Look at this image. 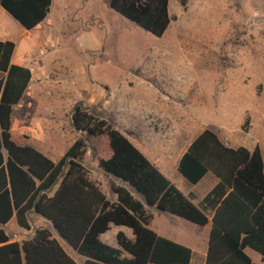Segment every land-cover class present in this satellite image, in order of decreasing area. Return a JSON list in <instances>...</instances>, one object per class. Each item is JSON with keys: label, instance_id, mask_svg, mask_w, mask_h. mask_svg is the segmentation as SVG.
<instances>
[{"label": "trees", "instance_id": "trees-1", "mask_svg": "<svg viewBox=\"0 0 264 264\" xmlns=\"http://www.w3.org/2000/svg\"><path fill=\"white\" fill-rule=\"evenodd\" d=\"M178 2L183 6L186 0ZM49 4L50 0H0V6L26 29L44 18ZM107 4L155 36L162 35L170 20L168 0H107ZM13 47L12 41H0V224L14 216L19 226L28 229V214L34 211L85 257L82 264H187L190 249L148 228L150 212L124 186L108 183L116 195L110 202L88 178L81 159L90 137L95 142L92 162L140 193L146 205L198 225L205 224L211 212L205 264H254L245 247L257 251L264 261V174L257 146L251 150L226 146L207 128L196 134L176 169L191 184L207 171L217 180L194 203L112 122L76 102L70 122L81 134L53 162L10 137L11 106L30 79L27 67L10 62ZM109 224L130 228L132 239L117 231V246L101 242L98 235ZM7 240L0 229V264H76L45 227H36L20 242ZM211 250L220 252L211 258Z\"/></svg>", "mask_w": 264, "mask_h": 264}, {"label": "rangeland", "instance_id": "rangeland-1", "mask_svg": "<svg viewBox=\"0 0 264 264\" xmlns=\"http://www.w3.org/2000/svg\"><path fill=\"white\" fill-rule=\"evenodd\" d=\"M80 1L68 0L62 14L67 13L73 27L58 42L64 46L61 54L67 53L71 60L73 78H79L73 88L88 99H96L83 105L80 101L84 98H79L89 112L115 125L112 119L120 109L115 101L116 83L132 78L136 86L143 83L163 100L154 116L162 119L161 126L151 122L156 132L184 133L185 142L204 128L219 135L226 130L227 143L254 144L264 159V0H186L183 6L178 0H168L170 20L160 36L109 8L107 0H96L92 5L98 19L85 20L84 7L78 8ZM0 25L11 30L4 21ZM46 44L38 45L39 55L45 52ZM40 47L43 52L38 51ZM127 83L128 91L132 84L130 80ZM106 88L112 90L109 97L105 94L110 89ZM175 107L187 114L172 117L169 112ZM145 117L151 118L148 113ZM56 121L65 129L66 142L72 133L79 135L73 132L69 114ZM94 145L88 137L87 156L92 155ZM119 183L143 203L155 226L161 217L170 215L146 205L140 193L121 180ZM172 216L175 223L177 219L184 221Z\"/></svg>", "mask_w": 264, "mask_h": 264}, {"label": "crops", "instance_id": "crops-1", "mask_svg": "<svg viewBox=\"0 0 264 264\" xmlns=\"http://www.w3.org/2000/svg\"><path fill=\"white\" fill-rule=\"evenodd\" d=\"M95 1L92 0L89 3V0H82L78 3V8L84 7L83 11L86 12L85 20L98 19V14L94 11V6H92ZM68 3V0H50L44 18L30 29L21 26L0 6V23L4 21L11 28V30H6V27L0 25V41H12L14 47L10 55V62L25 66L30 70V79L27 87L18 102L11 106L10 137L18 145L32 146L53 162L62 155L65 149L76 138V135L72 133L67 142L64 140L65 129L60 122L56 121L57 118L70 115L73 105L80 101L79 98H84L83 101H80L83 105L93 104L96 100L92 97H89V99L84 97L76 88H73L76 86L79 78H73V74L70 72L71 60L67 59V53L63 56L61 54L62 51H60L64 46L58 41H60L61 37L63 39L66 32L73 27L68 22L67 13L62 14ZM70 4L77 7L76 3L70 2ZM77 28L81 30L83 26H78ZM40 42H44L45 44L48 42L46 44L47 48L42 55L37 53ZM85 42L83 40L82 44ZM75 45L79 47L77 43ZM38 51L43 52V47H40ZM128 80H130L132 87L127 91L126 85H128ZM134 81L132 78L125 77L116 83L118 86L116 88L117 98L115 101L120 109L115 111L112 119L115 124L114 126L180 192L187 195L192 202L197 203L215 184L217 179L211 172L207 171L196 183H190L191 185L188 186L185 183L188 181L178 173L176 169L178 159L195 136H190L191 138L188 141L182 142L183 138L186 137L184 133L180 135L173 131L170 134L167 132L164 134L156 132L153 125L156 123L161 126L162 119L158 121L154 116L163 100L153 94L143 83H137L136 86ZM110 91L112 90L110 89L106 94L103 92V94L109 97ZM105 97L103 101H105ZM103 101L99 107L103 105ZM147 113L151 118L145 117ZM169 113L172 117L176 118L179 114H187L185 110H179L177 107L171 108ZM191 114L194 115L190 112L189 115ZM40 116H42V120L39 119ZM173 121L175 120H171V126L173 125ZM188 130L186 129V131ZM73 132L78 131L73 129ZM78 134L81 133L78 132ZM216 136L221 143L229 147L243 146L251 150L255 146L254 144L249 146L227 143L226 130L221 132V135L216 134ZM262 162L264 174L263 158ZM81 164L86 168L88 178L96 182L105 198L110 202L115 201L116 195L110 191L108 183L112 181L115 184L121 185L119 183L120 179L112 175L117 180L111 179L106 172L92 162L91 156H87L86 151L81 159ZM102 177L107 178L108 182H103ZM173 179L184 185V188L181 189ZM56 185L54 184L47 191L48 196L53 193ZM210 216L211 212H207V222L203 225H198L183 218L184 221L177 219L178 223H175V218L170 214L166 217H161L156 226L151 216L147 226L157 235L188 247L190 249V257L187 264H205ZM28 223L29 228H23L16 223L14 216H11L5 223L0 224V229L8 237V242H20L29 238L36 227H45L50 231L51 236L58 242L63 251L76 264L83 263L85 257L79 254L56 232L49 220L31 211L28 214ZM178 225L182 227H178ZM117 231H121L130 239L133 237L130 228L123 225L109 224L108 228L98 235V238L101 242L115 247L117 246L115 239ZM243 250L252 263L264 264L261 255L257 251L248 247H245ZM219 252L211 250L210 257L215 258Z\"/></svg>", "mask_w": 264, "mask_h": 264}, {"label": "built area", "instance_id": "built-area-1", "mask_svg": "<svg viewBox=\"0 0 264 264\" xmlns=\"http://www.w3.org/2000/svg\"><path fill=\"white\" fill-rule=\"evenodd\" d=\"M42 50V49H41ZM41 52V51H40Z\"/></svg>", "mask_w": 264, "mask_h": 264}]
</instances>
